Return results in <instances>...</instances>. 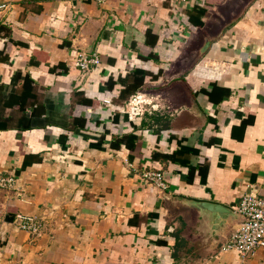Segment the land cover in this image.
<instances>
[{
	"label": "crops",
	"instance_id": "0c3cea01",
	"mask_svg": "<svg viewBox=\"0 0 264 264\" xmlns=\"http://www.w3.org/2000/svg\"><path fill=\"white\" fill-rule=\"evenodd\" d=\"M234 1L0 0V264H264L193 205L264 199V0ZM134 95L160 111L131 116Z\"/></svg>",
	"mask_w": 264,
	"mask_h": 264
},
{
	"label": "built area",
	"instance_id": "2783aa9c",
	"mask_svg": "<svg viewBox=\"0 0 264 264\" xmlns=\"http://www.w3.org/2000/svg\"><path fill=\"white\" fill-rule=\"evenodd\" d=\"M99 63V58L95 54L79 53L75 66L79 71L87 72L92 66H97ZM106 102L109 103V101ZM143 105L149 106V114L160 111L157 104H150L140 95H134L127 104L131 116H142L145 113ZM142 177L157 188H166L163 175L160 172H146ZM14 181V176L3 177L0 179V187H13ZM235 212L239 215L240 220L234 233L222 246L221 252L235 251L238 253L240 261L244 262L257 249L264 247V199L256 193H246L240 198ZM19 221L18 225L23 230L36 232L39 229V225L34 219L27 218Z\"/></svg>",
	"mask_w": 264,
	"mask_h": 264
},
{
	"label": "trees",
	"instance_id": "16d2710c",
	"mask_svg": "<svg viewBox=\"0 0 264 264\" xmlns=\"http://www.w3.org/2000/svg\"><path fill=\"white\" fill-rule=\"evenodd\" d=\"M200 13L204 14L205 11L201 10ZM200 26H202L201 23H200ZM145 76H146V72L141 70V69H134L133 71H131L129 73V75L121 81L123 83L124 89L122 90L120 97L121 98H129V96L135 94V92L138 91L141 88V86L143 85ZM24 88L27 90L28 89L31 90L32 89L31 81L26 80ZM1 101H2V99H0V102ZM38 113H39V110L37 108L32 110L33 115H37ZM21 124H22V126L20 128H22V129L29 127L28 124H23V122H21ZM135 138L136 137L134 135H129V136L123 137L122 139L116 140L112 144V147L118 148L121 143H124L127 147H129V149H132L133 148L132 143L134 142Z\"/></svg>",
	"mask_w": 264,
	"mask_h": 264
},
{
	"label": "water",
	"instance_id": "95a60500",
	"mask_svg": "<svg viewBox=\"0 0 264 264\" xmlns=\"http://www.w3.org/2000/svg\"><path fill=\"white\" fill-rule=\"evenodd\" d=\"M194 207L200 211H204L205 213L215 216L218 220L226 219L229 215L233 216V219H239V215L237 213L232 212L231 210L227 209L226 207L209 203V202H199L194 203Z\"/></svg>",
	"mask_w": 264,
	"mask_h": 264
},
{
	"label": "rangeland",
	"instance_id": "374dc122",
	"mask_svg": "<svg viewBox=\"0 0 264 264\" xmlns=\"http://www.w3.org/2000/svg\"><path fill=\"white\" fill-rule=\"evenodd\" d=\"M234 3H236L235 6L237 7V9H240V8H242V6H244V4L246 3V0H242V1L236 0V1H234Z\"/></svg>",
	"mask_w": 264,
	"mask_h": 264
}]
</instances>
